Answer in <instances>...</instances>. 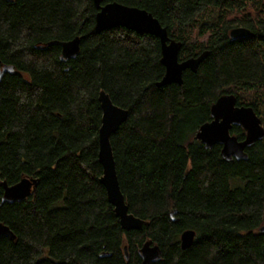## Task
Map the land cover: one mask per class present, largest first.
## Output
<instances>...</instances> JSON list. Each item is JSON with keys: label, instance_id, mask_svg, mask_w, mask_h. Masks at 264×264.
<instances>
[{"label": "trees", "instance_id": "1", "mask_svg": "<svg viewBox=\"0 0 264 264\" xmlns=\"http://www.w3.org/2000/svg\"><path fill=\"white\" fill-rule=\"evenodd\" d=\"M114 1L153 13L182 42L180 60L209 54L182 84L158 86L160 39L122 26L96 32L94 0H0V222L16 236L0 238V264H141L146 242L160 250L150 264H264V137L246 160L195 137L223 94L264 123V0L102 4ZM237 26L252 35L232 39ZM76 36L79 54L61 60L58 43ZM101 90L129 111L111 143L141 230L121 227L100 182ZM24 177L38 179L35 191L3 200L2 182ZM187 229L196 235L184 249Z\"/></svg>", "mask_w": 264, "mask_h": 264}, {"label": "water", "instance_id": "2", "mask_svg": "<svg viewBox=\"0 0 264 264\" xmlns=\"http://www.w3.org/2000/svg\"><path fill=\"white\" fill-rule=\"evenodd\" d=\"M94 2L98 9L95 23L96 32L101 33L106 29L122 26L137 33L155 35L160 39L161 62L165 66V74L157 82L158 86L171 83L182 84L184 71L186 69L197 71L200 64L209 54V51L206 50L198 56L180 60L179 53L183 45L182 42L171 38L167 27L163 26L153 13L146 9L129 6L117 1L106 4H102V0H94ZM250 35H252V31L244 26L234 27L230 31V36L234 40L246 38ZM81 39L82 36H76L71 40L58 43L61 46V60L69 61L79 54ZM7 67L4 66L3 71ZM3 71L0 73V77ZM99 100L103 110L102 124L99 129L98 152L99 161L103 167L100 182L106 188L108 200L114 206V211L120 220L121 227L125 230H141L147 221L129 211L120 187L111 143L112 134L127 120L129 111L115 104L110 95L104 90H101ZM211 114L212 120L200 126L195 136L196 139L200 140L207 148L220 144L222 155L228 160L233 158L238 160L248 159L246 148L264 137V123L254 108L248 105H239L238 98L234 94H223L213 103ZM233 126H240L245 130L246 135L243 140H239L232 133ZM37 184L38 179L35 177H24L12 185L3 181V200L8 202L22 201L35 191ZM260 230L264 231V226ZM195 235V230H185L181 234L182 248L185 249L191 246ZM3 236L11 239L16 238L9 226L0 222V238ZM124 249L128 258L127 245ZM159 257L160 250L157 245L146 242L141 248V264H150Z\"/></svg>", "mask_w": 264, "mask_h": 264}]
</instances>
